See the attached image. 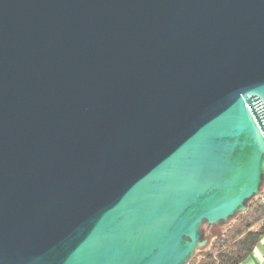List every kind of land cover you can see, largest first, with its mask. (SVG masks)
I'll list each match as a JSON object with an SVG mask.
<instances>
[{"label":"water","instance_id":"95a60500","mask_svg":"<svg viewBox=\"0 0 264 264\" xmlns=\"http://www.w3.org/2000/svg\"><path fill=\"white\" fill-rule=\"evenodd\" d=\"M263 175L264 0H0V264H186Z\"/></svg>","mask_w":264,"mask_h":264},{"label":"trees","instance_id":"16d2710c","mask_svg":"<svg viewBox=\"0 0 264 264\" xmlns=\"http://www.w3.org/2000/svg\"><path fill=\"white\" fill-rule=\"evenodd\" d=\"M260 193L247 202V208L231 216L227 221L201 227L202 236L208 244L196 250L186 264H241L255 249L264 236V201ZM225 224L226 229L219 234H210V229Z\"/></svg>","mask_w":264,"mask_h":264},{"label":"crops","instance_id":"0c3cea01","mask_svg":"<svg viewBox=\"0 0 264 264\" xmlns=\"http://www.w3.org/2000/svg\"><path fill=\"white\" fill-rule=\"evenodd\" d=\"M241 264H264V236L253 252Z\"/></svg>","mask_w":264,"mask_h":264},{"label":"rangeland","instance_id":"374dc122","mask_svg":"<svg viewBox=\"0 0 264 264\" xmlns=\"http://www.w3.org/2000/svg\"><path fill=\"white\" fill-rule=\"evenodd\" d=\"M226 229V225L222 224L219 226H215L212 229H210V234H219L220 232L224 231Z\"/></svg>","mask_w":264,"mask_h":264},{"label":"built area","instance_id":"2783aa9c","mask_svg":"<svg viewBox=\"0 0 264 264\" xmlns=\"http://www.w3.org/2000/svg\"><path fill=\"white\" fill-rule=\"evenodd\" d=\"M249 108H251V107L249 106ZM262 199H263V201H264V192H263V194H262Z\"/></svg>","mask_w":264,"mask_h":264}]
</instances>
